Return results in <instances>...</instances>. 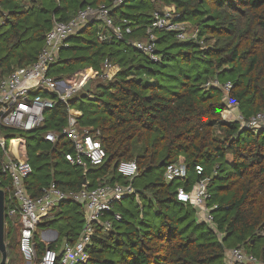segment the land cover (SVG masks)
Wrapping results in <instances>:
<instances>
[{"label": "trees", "instance_id": "1", "mask_svg": "<svg viewBox=\"0 0 264 264\" xmlns=\"http://www.w3.org/2000/svg\"><path fill=\"white\" fill-rule=\"evenodd\" d=\"M113 1L0 0V80L37 60L55 20L67 22L88 5L113 7L114 23L131 28L119 40L101 22L90 21L69 39L50 68L51 75L56 66L65 70L64 76H53L70 85L90 74L89 90H80L67 103L57 100L46 110L44 124L34 130L0 128L8 141L19 138L21 148L29 150L26 159L33 171L25 181L28 192L39 197L52 182L67 192L79 191L85 183L88 188L133 184L136 192L123 200L138 197L139 209L119 208L123 200L117 201L115 211L123 219L110 230L99 223L86 258L78 264H224L227 251L236 246L264 259V129L223 119L228 101L221 87L232 83L229 99L245 119L264 111V0H126L119 6ZM163 5L171 7L176 19L193 24L196 34L180 40L172 31L156 30L154 59L133 43L146 38ZM65 51L69 57L64 58ZM105 61L117 66L110 79L100 77ZM70 109L80 112L79 130H88L107 152L105 162L89 164L86 173L66 157L74 153L70 139L62 133L55 142L44 137L45 130H64ZM3 158L0 148L5 264H25L19 236L17 240L19 216L8 213L13 183L3 171ZM180 159L188 180L167 182V165ZM129 160L138 165L132 181L117 169ZM196 165L203 167L202 175L195 173ZM204 177L209 178L207 203L218 206L212 210L214 226L199 221L197 209L176 198L180 186L189 189ZM85 221L81 203L69 199L54 207L35 232L38 256L47 247L61 252L64 239L76 243ZM41 227L57 228L58 239L44 241Z\"/></svg>", "mask_w": 264, "mask_h": 264}, {"label": "built area", "instance_id": "2", "mask_svg": "<svg viewBox=\"0 0 264 264\" xmlns=\"http://www.w3.org/2000/svg\"><path fill=\"white\" fill-rule=\"evenodd\" d=\"M126 0H114L113 5L119 6ZM162 2L163 0H154ZM106 4L97 6L88 5L80 9L69 21L55 20L52 28L47 32L45 45L37 60L27 66L17 67L8 76L0 80V128L14 127L22 130H34L44 124L45 112L55 106L56 101L65 103L89 80L90 74H86L77 85H70L64 79H58L50 74V68L59 61L61 51L69 46V39L81 31L90 21L97 20L106 29H110L119 40H123L124 33L131 32L130 27H123L115 24L111 17V10ZM127 23V19L123 20ZM189 24L175 18L172 9L168 5L155 12V16L146 31V38L134 41L135 47L141 52L157 59L156 55V30L172 31L180 40H187L195 36V32L189 34ZM103 39H107L103 35ZM112 64L108 61L102 66V79H110ZM214 84L221 86L216 81ZM228 101V107L223 111L222 117L225 120H238L244 126L251 129H264V111H261L250 119L234 110L235 103L229 99V93L233 87L231 82L221 86ZM57 94L56 97L51 96ZM80 112L74 109L69 110L68 125L62 132L48 130L44 137L46 140L55 142L60 133L73 142L74 153H68L67 159L72 163L81 166L85 173L88 165H102L107 152L100 140L96 139L90 132L84 129L81 132L78 128V116ZM15 139V138H14ZM14 139L10 141H15ZM10 141L6 136L0 135V148L4 152L3 171L12 178L10 189L9 215L19 216V240L25 264H78L86 258V248L92 242L96 234L97 226L101 223L104 230L113 228L114 222L123 219L119 211H115V203L136 192L133 184L105 183L95 188H88L87 184L79 191H64L55 182L43 187L39 197H32L26 187V179L32 173L33 168L30 162L21 155H13L9 150ZM118 172L129 181H132L138 174V165L135 160L121 161L117 167ZM203 167L196 165L195 173L202 175ZM189 172L183 159L167 165L165 179L173 182L176 179L188 180ZM209 178L195 179L189 189L180 186L176 192L178 201L190 204L198 211L199 221H204L214 226L212 210L217 205L209 206L207 201L210 198L208 191ZM138 198V197H137ZM74 200L83 204L86 211V221L82 234L76 243L65 241L61 252L47 247L39 257L34 246V236L38 225L45 218L50 216L54 207L65 200ZM110 217H106L107 214ZM47 235V234H46ZM47 242V241H46ZM49 243V242H47ZM224 264H264V259L248 252L243 246H236L227 251Z\"/></svg>", "mask_w": 264, "mask_h": 264}, {"label": "rangeland", "instance_id": "3", "mask_svg": "<svg viewBox=\"0 0 264 264\" xmlns=\"http://www.w3.org/2000/svg\"><path fill=\"white\" fill-rule=\"evenodd\" d=\"M188 24H189V28H188L189 32L188 33L189 34L194 33L195 32V26L193 24H191V23H188ZM97 26H100V24L98 23ZM69 55L70 54H69L68 51H65L64 54H63L64 58L69 57ZM64 71L65 70H62L60 67H57L56 66V67L53 68V70L51 72H52V75H54V76H64L65 75ZM116 71H117V66H115V65L112 66V70H111L112 76H113L114 73H116ZM89 80H90V77H89ZM93 89H95V87H93ZM82 91H84V90H82ZM82 91H80L79 93H82ZM79 93H76L73 96H75V95H77ZM45 132H46V130L43 133H45ZM0 135L5 136L4 132H2L1 130H0ZM14 140H15L14 142L13 141H10V144H9V147L10 148H9V150L11 149V152H13L14 150L16 151L19 148V150L22 153L23 157L26 158L27 157V152H29V150L27 149L26 145H24L21 148L20 139L19 138H15ZM19 145H20V147H19ZM37 148H38L39 151L42 149L41 145H37ZM21 153H19L18 155H21ZM154 175H155V173L152 174V175H150V176L152 177ZM140 202H141V200L139 198H137L136 201L135 200H131V199H126V200H123L122 201V205H118V207L119 208L120 207L127 208V209H130V210H133V211H137L139 209V205H140L139 203ZM116 208H117V206H116ZM161 222L162 221L160 219L157 220V224H160ZM184 225H185V223H182L181 224V227L184 226ZM46 229H51L53 231H57L58 232V229L55 228V227H48V228H46V227H43L42 228L41 227L40 228V232H43ZM18 236H20L19 235V230H18L17 240H18ZM44 241H46V240H44Z\"/></svg>", "mask_w": 264, "mask_h": 264}, {"label": "water", "instance_id": "4", "mask_svg": "<svg viewBox=\"0 0 264 264\" xmlns=\"http://www.w3.org/2000/svg\"><path fill=\"white\" fill-rule=\"evenodd\" d=\"M93 19L91 18V21ZM91 86V80H87L86 83L82 86V89L85 91H88ZM164 161H162L163 163ZM5 203H6V193L3 189H0V252L2 253V259L0 264H5L8 259V249H7V244L5 241V235H6V213H5ZM48 231H53L51 229H46L42 232V237L46 238L47 237V232ZM55 232V235H58L57 231ZM48 241H52V239H48ZM35 246V244H34Z\"/></svg>", "mask_w": 264, "mask_h": 264}, {"label": "crops", "instance_id": "5", "mask_svg": "<svg viewBox=\"0 0 264 264\" xmlns=\"http://www.w3.org/2000/svg\"><path fill=\"white\" fill-rule=\"evenodd\" d=\"M74 110H75V109H74ZM19 147H20V145H19ZM18 152L21 153L20 150H19V148H18L16 151L14 150V151L12 152V154H13V155H18V154H19ZM21 156L23 157L22 153H21ZM41 236H42V232H41ZM58 237H59V233H58V235L56 236V235H55V232H53V231H48V232H47V237H46V238H43V237H42V239L46 240L47 242H50V241L47 240V238H48V239H52V241H55L56 239H58ZM52 241H51V242H52ZM64 243H65V239L61 242V247L59 248V251L62 250V247H63V244H64Z\"/></svg>", "mask_w": 264, "mask_h": 264}]
</instances>
